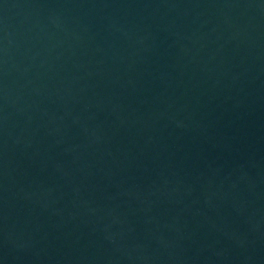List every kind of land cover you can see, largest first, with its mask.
Instances as JSON below:
<instances>
[{
  "label": "water",
  "instance_id": "water-1",
  "mask_svg": "<svg viewBox=\"0 0 264 264\" xmlns=\"http://www.w3.org/2000/svg\"><path fill=\"white\" fill-rule=\"evenodd\" d=\"M0 264H264V0H0Z\"/></svg>",
  "mask_w": 264,
  "mask_h": 264
}]
</instances>
